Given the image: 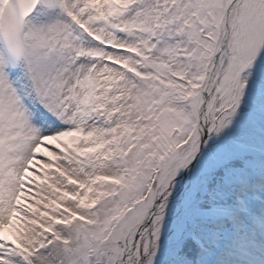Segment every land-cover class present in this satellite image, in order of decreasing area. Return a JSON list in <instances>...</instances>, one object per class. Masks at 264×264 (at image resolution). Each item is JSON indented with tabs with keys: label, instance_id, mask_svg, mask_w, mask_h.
Masks as SVG:
<instances>
[{
	"label": "snow or ice",
	"instance_id": "obj_1",
	"mask_svg": "<svg viewBox=\"0 0 264 264\" xmlns=\"http://www.w3.org/2000/svg\"><path fill=\"white\" fill-rule=\"evenodd\" d=\"M0 264H264V0H0Z\"/></svg>",
	"mask_w": 264,
	"mask_h": 264
}]
</instances>
